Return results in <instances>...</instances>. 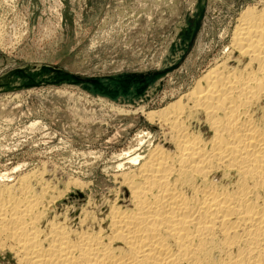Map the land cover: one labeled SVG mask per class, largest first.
<instances>
[{
    "label": "bare ground",
    "instance_id": "1",
    "mask_svg": "<svg viewBox=\"0 0 264 264\" xmlns=\"http://www.w3.org/2000/svg\"><path fill=\"white\" fill-rule=\"evenodd\" d=\"M232 30L191 88L132 111L164 140L119 161L112 192L57 210L87 183L1 174L0 251L16 264H264V2Z\"/></svg>",
    "mask_w": 264,
    "mask_h": 264
},
{
    "label": "rangeland",
    "instance_id": "2",
    "mask_svg": "<svg viewBox=\"0 0 264 264\" xmlns=\"http://www.w3.org/2000/svg\"><path fill=\"white\" fill-rule=\"evenodd\" d=\"M193 2L0 0V70L24 62L59 64L85 75L157 68L175 25L192 10ZM262 2L213 0L193 50L146 107H163L191 88L209 63L228 51L241 10ZM120 107L127 114L119 113ZM134 110L73 87L1 94L0 175L16 178L42 169L54 176L61 190L68 179L79 178L87 186L71 187L56 205L57 210L74 205L78 211L90 198L117 187L114 174L128 153H146L150 142L164 140L160 124L132 114ZM5 251H0L1 262L16 264L13 254Z\"/></svg>",
    "mask_w": 264,
    "mask_h": 264
},
{
    "label": "water",
    "instance_id": "3",
    "mask_svg": "<svg viewBox=\"0 0 264 264\" xmlns=\"http://www.w3.org/2000/svg\"><path fill=\"white\" fill-rule=\"evenodd\" d=\"M213 0H194L192 10L175 25L157 68L85 75L59 64L24 62L0 70V95L33 88L73 87L94 99L128 106L149 103L163 90L165 78L178 69L193 50Z\"/></svg>",
    "mask_w": 264,
    "mask_h": 264
}]
</instances>
